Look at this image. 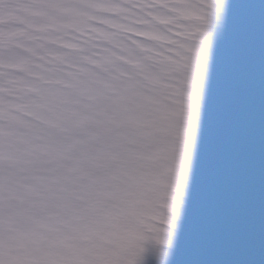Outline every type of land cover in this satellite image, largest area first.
Instances as JSON below:
<instances>
[{
    "label": "snow or ice",
    "instance_id": "obj_1",
    "mask_svg": "<svg viewBox=\"0 0 264 264\" xmlns=\"http://www.w3.org/2000/svg\"><path fill=\"white\" fill-rule=\"evenodd\" d=\"M264 264V0H0V264Z\"/></svg>",
    "mask_w": 264,
    "mask_h": 264
}]
</instances>
